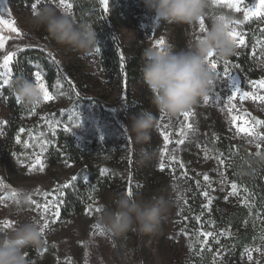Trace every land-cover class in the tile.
<instances>
[{
	"label": "rangeland",
	"instance_id": "374dc122",
	"mask_svg": "<svg viewBox=\"0 0 264 264\" xmlns=\"http://www.w3.org/2000/svg\"><path fill=\"white\" fill-rule=\"evenodd\" d=\"M49 2L0 0L3 10L0 16L21 33L17 36L0 25V32L8 37L4 50L0 51V63L9 51L15 52L13 62L23 52L41 51L49 58L57 80L54 91L49 89L54 99L43 101L35 111L33 107L24 106L22 121L25 126L21 128L24 131L17 132L12 144L3 145L11 115L2 101V88L7 84L0 78V197H3L0 199V234L10 231L17 220L35 217L43 224L48 221L49 227L42 237L43 246L35 250L33 257L25 250L26 264H264V222L253 196L238 186L237 194H231V184L235 182L228 176L226 161L219 150L223 144H242L250 152H261L264 140L255 141L237 132L232 116L264 121V104L252 99L241 102L237 97L233 101L236 109L230 113L211 99L217 94H223L221 99H225L230 93L231 82L222 74L216 77L209 101L204 103L201 99L194 105L187 121L182 114L169 117L159 113L148 87L145 90L148 98L144 97L139 79L132 78L123 87L115 83L110 85L102 75L95 51L80 56L57 45L43 29L33 31L28 27L34 11L32 4L38 9ZM253 3L256 0H244L240 12L224 4H213L209 15L224 13L232 20L237 21L236 17L244 20V9ZM70 16L73 17L72 11ZM204 22L207 29L209 22L207 19ZM232 27L243 34L246 41L245 46H235L233 56L249 50L260 72L257 80L264 79L263 45L255 40L248 49L240 24ZM203 32L199 24H166L155 17L136 28L116 29L120 43L127 49L156 47V42L163 39L164 45L171 44L175 50H180ZM211 59L217 62L218 71H222L224 62L228 61L230 72L243 89L252 90L249 81L253 80L241 76L229 58L219 60L214 55ZM36 71L32 73L33 82ZM44 82L47 85L46 80ZM80 84L82 89L76 87ZM143 111H151L157 117V125L149 143L137 144L130 133L131 118ZM189 123L191 130L186 127ZM237 124L242 125L243 121L238 120ZM181 128H184V135L179 134ZM164 131L171 141L166 148L161 135ZM256 131L264 133V125L257 126ZM59 134L72 140L73 147L81 154L79 164L48 162L49 147L54 151L59 149ZM179 139H184V144L176 143ZM257 143L261 144L259 149ZM173 155L176 160L171 159ZM37 156L43 162V170L39 166L31 168ZM161 163L165 164L164 170L160 169ZM180 163L184 164L183 168ZM89 169L107 170L105 189L97 190L83 183L79 212L63 211L66 189L61 186L74 175L78 179L72 185L78 183ZM204 175L209 176L208 181L203 179ZM129 188L133 191L132 198L153 197L174 202L158 233H129L127 238H119L96 227L101 207L114 208L113 198L127 194ZM21 189L27 191L35 203L21 208L17 203ZM14 191L16 197L12 196ZM204 191L210 193L212 200L207 208L204 207L208 203V198L202 195ZM45 193L49 195L45 197ZM54 198L59 200V217L52 214L55 209L50 208L48 212L43 209V205ZM36 204L42 207L37 209ZM97 208L100 211H96ZM9 222L12 226L4 227ZM201 232H212L213 236L205 243ZM245 249L251 252V260Z\"/></svg>",
	"mask_w": 264,
	"mask_h": 264
},
{
	"label": "clouds",
	"instance_id": "9594fccd",
	"mask_svg": "<svg viewBox=\"0 0 264 264\" xmlns=\"http://www.w3.org/2000/svg\"><path fill=\"white\" fill-rule=\"evenodd\" d=\"M144 4L158 21L166 24L196 25L201 19L209 22L206 31L183 49L175 50L173 45L165 44L163 48L146 47L142 52L139 71L152 93L157 112L175 117L191 110L211 92L216 75L209 66V55L227 60L235 54V44L229 36L232 18L224 13L209 15L214 0H144ZM28 27L33 31L43 29L57 45L80 56L96 50L97 33L92 23L77 22L54 0L33 12ZM14 88L25 107L43 103L42 92L35 82L20 80ZM156 125L157 117L151 111H143L131 118L130 133L137 144H147ZM260 162L264 163V156ZM18 197L21 208L29 206L27 191L18 190ZM113 203L114 208L101 207L96 223L101 230L119 238H127L129 233H158L174 206L171 200L132 198L126 193L116 195ZM42 226L40 219L32 217L17 220L10 231L0 234V264H26L25 249L43 246Z\"/></svg>",
	"mask_w": 264,
	"mask_h": 264
},
{
	"label": "trees",
	"instance_id": "16d2710c",
	"mask_svg": "<svg viewBox=\"0 0 264 264\" xmlns=\"http://www.w3.org/2000/svg\"><path fill=\"white\" fill-rule=\"evenodd\" d=\"M69 2L73 4L71 11L74 19L77 22L90 21L97 33L96 48L100 49L97 55L100 59L102 75L107 83L110 85L115 83L118 87H123L132 78L139 79L142 82L141 86L144 87L142 93L145 98H148L145 91L147 85L139 71L143 62L144 47L127 49L120 43L116 34V29L136 28L141 23L152 20L154 14L145 7L144 0H109L107 12L104 11L99 0H69ZM236 18L237 21L242 22L240 26L246 34L248 49L255 40L260 41L264 47V18H253L248 21ZM121 55L124 56L123 69L121 68ZM229 60L237 66L241 76L248 80L259 78L260 72L253 64L249 50L240 55L231 56ZM11 67L13 69L11 79L2 88V101L11 115L3 137V145L12 144L17 132L25 126L22 121L24 105L20 101L17 102L15 83L24 79L32 81V73L35 70L42 73L52 91L57 83L49 58L41 51L21 53ZM76 87L82 89L83 85H76ZM57 147L59 149L55 151L49 147L48 162L50 164L63 161H71L76 164L81 162V154L73 147L72 140L69 138L59 134ZM219 150L226 161L228 176L238 187L253 196V202L264 222V163L260 162V157L264 156V146L259 156L248 151L242 144H223L219 146ZM53 152L54 155H52ZM83 183L102 191L105 189V176L101 175L98 170L85 171L84 177L79 179L78 183H74L64 191L63 211L68 209L74 213L79 212L82 196L80 186ZM234 217L239 216L235 215ZM25 250L29 257H33L36 249L29 247Z\"/></svg>",
	"mask_w": 264,
	"mask_h": 264
},
{
	"label": "snow or ice",
	"instance_id": "6c2138e0",
	"mask_svg": "<svg viewBox=\"0 0 264 264\" xmlns=\"http://www.w3.org/2000/svg\"><path fill=\"white\" fill-rule=\"evenodd\" d=\"M54 2H56L61 8L65 9L66 13L68 15L71 14V9L73 8V4L69 2V0H54ZM244 3V0H214V4H224L227 5L229 8H235V11L240 12L241 8L240 5ZM100 4L103 6V9L105 12L108 11L109 8V0H100ZM37 5L36 4H32V8L35 11ZM0 11H3L2 9H0ZM33 11V12H34ZM252 17H264V0H256V3L251 4V6L247 7L244 9V21H248L249 19H251ZM242 23L241 21H236V20H232V25H236V24H240ZM0 25H3L4 27H6L9 31L15 33L17 36H20L21 33L19 31L18 28L14 27L12 24H9L8 21H6L3 16H0ZM199 26L201 28L202 31H206L205 29V22L204 19H201L199 21ZM229 36L232 39L233 43L235 44L236 47H242L245 46L246 41L244 38V35L241 34L240 32L237 31V29L235 27H232L230 32H229ZM8 41V37H5L2 32H0V51H3L5 48V45ZM164 40L160 39L156 42V47L159 48H163L164 46ZM96 53L99 54L100 49L96 48ZM253 54H255V51L253 52ZM15 56V52L9 51L6 55H4L3 57V61L2 63H0V69H3V71H0V78H2L3 80V84H8L9 83V78L11 77L12 74V67H10V65L13 62V58ZM214 56V54H210L209 58H208V63L210 68L214 71L216 77H220L222 74L223 76L226 78V81H230V93H228L226 95L225 99H221V96L223 94H217L214 97H212L211 99H213L216 103L222 104L225 108L228 109V111L231 113L233 110L236 109V105L233 103V101H235L237 99V97H239V100L241 102L248 100V99H252L253 101H256L260 104H264V79L261 80H253V81H249L250 87H251V91L248 90H244L243 86L241 84V82L230 72L229 68V62L225 61L224 62V67L222 68V71H218L217 70V62L213 59H211ZM121 60V68L123 69V61H124V56L121 55L120 57ZM34 77H35V83L38 85V87L40 88L42 95H43V101L44 102H50L54 99V96L51 94L49 87L45 84V77L42 75V73L40 71H36L34 73ZM210 97H205L204 98V103H207L209 101ZM17 102H19V98L17 97ZM33 111H35V106L33 107ZM78 115V114H77ZM184 119L187 121L191 115V112L186 111L182 113ZM43 119V117H42ZM238 120H242L243 124L242 125H238L237 121ZM232 121H233V127L236 128V131L239 133H242L248 137H252L255 141H261L264 140V133L261 132H257L256 131V127L260 126V125H264V121L261 120H257L255 119V117H251L250 119H244L241 116H232ZM186 127L191 130L192 125L189 123L186 125ZM67 130V129H66ZM21 132L24 131V129L20 130ZM180 135H184V128L180 129ZM161 135L163 136V140L165 142V148L167 147V144L170 143V138H169V134L167 133V131H164L161 133ZM185 140L184 139H179L176 143L178 144H184ZM17 143H20V138L17 137ZM45 144H47V141L44 142ZM27 146V145H26ZM257 149H259L261 147L260 143L256 144ZM256 155H260V152L257 151ZM172 160H176V157L173 155L171 157ZM220 163L223 164L224 161L223 159L220 160ZM37 166H39L40 170H43V162L40 159L39 156H37L35 163L32 164L31 168H36ZM70 166V165H69ZM180 167L183 168L184 164L180 163ZM165 168V164L161 163L160 164V169L164 170ZM31 170V169H30ZM107 170L106 169H101L100 170V174L103 175L104 173H106ZM77 176H72L71 177V181H69L68 183H65L64 185H62L61 187L63 189H67L68 187H70L72 185V182L77 181ZM203 179L205 181L209 180V176L208 175H204ZM208 187H210V184L208 185ZM238 189H237V184L236 183H232L231 184V194L235 195L237 194ZM49 194L45 193V197H47ZM59 195H63V193H59ZM127 195L128 196H132L133 195V191L131 188L128 189L127 191ZM202 195L206 198H208V203L204 205V207H208L211 203V197H210V193L208 191H204L202 193ZM13 197L17 196V193L14 191L12 193ZM0 199H3V197H0ZM30 203H35V201L31 200V197H29ZM18 203V200H17ZM42 206L40 204H36V208L40 209ZM50 208L55 209V211L52 212V214L55 217H59L60 212H59V200H56L54 198L53 201L49 202L48 204L43 205V209L44 212H48L50 210ZM96 211H100L99 208L96 209ZM11 223H6L4 225V227L9 228L11 227ZM49 227V223L46 220L45 223L42 226V234L44 233L45 229H47ZM97 228H99L98 226H96ZM102 232V230H101ZM201 235L205 237V243H207V238L208 237H212L213 233L212 232H201ZM217 243H219V241H217ZM246 252H248V260L252 259V255L251 252L248 251V249H245ZM257 251H259V249H257Z\"/></svg>",
	"mask_w": 264,
	"mask_h": 264
}]
</instances>
